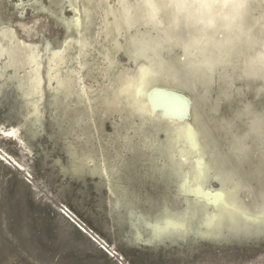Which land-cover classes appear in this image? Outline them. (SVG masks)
<instances>
[{"label": "bare ground", "instance_id": "6f19581e", "mask_svg": "<svg viewBox=\"0 0 264 264\" xmlns=\"http://www.w3.org/2000/svg\"><path fill=\"white\" fill-rule=\"evenodd\" d=\"M78 1L81 9L74 7L78 14L72 21L40 7L61 19L65 29L74 24L76 35L67 33L57 48L26 40L0 19V93L10 85L18 90L22 113L31 108L35 117L28 123L41 121L46 112L65 123L62 135L80 140L66 150L75 169L95 160L92 170L111 176L118 168L109 160L118 159L126 147L144 160L157 153L168 171L162 169V179L175 184L186 208L171 210L165 201L151 206L155 230L194 218L214 239L224 228L234 233L249 224L264 226V113L256 114L242 90L254 81V88L264 85V0H233L234 19L207 26H193L169 7L172 0ZM60 2L50 0L62 11ZM94 20L97 28L90 32ZM120 51L132 67L121 63ZM231 101L240 106L217 115ZM110 114L119 117L115 144L100 137L101 121ZM248 114L250 119L240 118ZM213 130L228 137L221 143ZM19 131L13 126L5 134L22 141ZM130 132L139 137L137 145ZM211 179L219 185L213 192L207 188ZM251 260L229 263L262 259Z\"/></svg>", "mask_w": 264, "mask_h": 264}, {"label": "rangeland", "instance_id": "374dc122", "mask_svg": "<svg viewBox=\"0 0 264 264\" xmlns=\"http://www.w3.org/2000/svg\"><path fill=\"white\" fill-rule=\"evenodd\" d=\"M6 1L0 4V19L8 20L28 41H48L57 48L67 33L73 31L76 35L73 23L65 29L61 19L40 7L58 10L61 18L72 21L78 14L74 7L81 9L78 0H73V7L69 6L70 0H61L62 11L50 0ZM97 21L90 25V32L96 30ZM93 45L99 47L97 42ZM118 57L125 67H132L122 51ZM85 81L90 83L87 78ZM254 83L242 90L260 115L264 113V85L257 89ZM11 87L0 93V121H14L24 110L23 98ZM175 93L188 103L184 94ZM236 106H240L236 101L224 103L217 115H226L228 108ZM54 116L46 112L41 121L29 122L27 132L18 133L22 141L5 134L13 127L11 124L0 123V264H231L251 259L252 263L262 259L257 264H264V226L257 224L234 233L224 228L222 235L213 239L200 230L196 219L188 218L183 223L188 230L179 239L166 236L162 241L154 240L158 230L151 227L152 209L163 201L171 210L186 208L181 196L175 195V184L162 179L167 168L162 166L161 157L156 153L144 160L135 151L123 153V149L118 159L109 160L110 165L116 163L115 175L93 171L95 160L75 169L66 150L80 140L63 136L65 123ZM240 118H235V124L241 129L244 123ZM102 121L104 132L100 137L104 142L113 138L115 144L114 127L119 117L110 114ZM212 133L221 135V143L228 137L217 130ZM137 137L131 136L135 145L139 143ZM156 137L162 138V132ZM125 159L131 165L121 166ZM207 186L211 192L219 188L214 179ZM148 208L151 215L147 214ZM137 234L143 237L139 243Z\"/></svg>", "mask_w": 264, "mask_h": 264}, {"label": "clouds", "instance_id": "9594fccd", "mask_svg": "<svg viewBox=\"0 0 264 264\" xmlns=\"http://www.w3.org/2000/svg\"><path fill=\"white\" fill-rule=\"evenodd\" d=\"M169 7L182 14L193 26L213 25L216 20L231 22L237 5L233 0H172Z\"/></svg>", "mask_w": 264, "mask_h": 264}, {"label": "snow or ice", "instance_id": "6c2138e0", "mask_svg": "<svg viewBox=\"0 0 264 264\" xmlns=\"http://www.w3.org/2000/svg\"><path fill=\"white\" fill-rule=\"evenodd\" d=\"M2 88H3V86L0 85V90H2ZM34 119H35V117L32 115V109L30 108V110L28 112L19 114L18 118L15 119L14 121H12V120L0 121V123H3L5 125L11 124L12 126L18 128L20 130V132H27L28 121L34 120ZM32 134H33V136H35L37 134L35 127H33V133ZM7 135L12 136L13 133L9 132V133H7ZM134 150H135L134 148L126 147L124 149V152L125 153H127L129 151L134 152ZM131 163L132 162L130 160L125 159V160L120 162V165L121 166H129V165H131ZM146 179H147V177H146ZM187 230H188V225L186 223L181 224V223H176V222H168L167 226L165 228L154 233L153 239L162 241V239L166 236L168 238L179 239ZM142 240H143V237L140 236L139 234H137L136 242L139 243Z\"/></svg>", "mask_w": 264, "mask_h": 264}]
</instances>
